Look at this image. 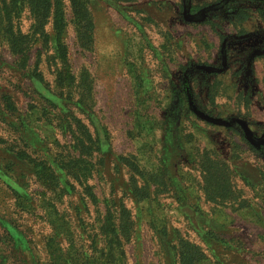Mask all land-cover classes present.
<instances>
[{
    "label": "rangeland",
    "instance_id": "1",
    "mask_svg": "<svg viewBox=\"0 0 264 264\" xmlns=\"http://www.w3.org/2000/svg\"><path fill=\"white\" fill-rule=\"evenodd\" d=\"M6 1L7 10H0V264H264V182L232 175L229 160L242 170L253 163L264 174V160L237 132L243 127L235 133L203 122L184 126L181 135L194 132V142L189 150H172L170 79L152 48L160 41L156 23L170 18L159 7L171 2L79 0L97 22L88 48L77 37L73 0H64L60 50L52 15L40 22L28 0ZM177 15V31L185 35L191 27ZM251 21L259 23L255 15ZM184 60L179 55L169 68ZM6 94L15 112L4 106ZM76 121L95 138L85 157L96 202L76 176L82 151ZM119 155L157 173L159 184L153 174L146 185ZM210 160L226 185L221 199L216 170L215 179L197 170ZM204 178L210 190L203 189ZM186 179L191 190L182 188Z\"/></svg>",
    "mask_w": 264,
    "mask_h": 264
},
{
    "label": "crops",
    "instance_id": "2",
    "mask_svg": "<svg viewBox=\"0 0 264 264\" xmlns=\"http://www.w3.org/2000/svg\"><path fill=\"white\" fill-rule=\"evenodd\" d=\"M195 1L189 0L185 7L172 5V0L163 1L165 4L171 2L159 7L170 13V18L156 23L160 27L157 33L160 41L152 46L163 63L165 76L170 79L166 120L171 127L172 150L180 152V147L189 150V144L194 142V132L185 130L184 139L182 127L198 126L203 122L239 132L256 152L255 158L264 160V21L251 10V16L240 23L233 16L236 11L229 12L226 3L231 0ZM107 8L120 10L114 5ZM180 12L185 26L191 27L181 36L177 31V14ZM254 15L259 23L252 24ZM94 25L95 44L97 22L94 21ZM179 55L185 56L184 64L179 66L178 63L175 70L170 69L169 62H178ZM237 128L243 131L236 132ZM185 159H191L190 153ZM229 160L234 168L230 165L232 175L249 184L255 180H260V184L264 182V174L253 167V163L242 170L235 160ZM209 164L202 163L197 170L211 174L213 167L214 174V167L218 166L211 160ZM163 167L157 172L163 171ZM190 168L196 169V164ZM185 182L182 188L191 190L192 183L189 184L188 179ZM202 183L203 189L210 190L206 178Z\"/></svg>",
    "mask_w": 264,
    "mask_h": 264
},
{
    "label": "trees",
    "instance_id": "3",
    "mask_svg": "<svg viewBox=\"0 0 264 264\" xmlns=\"http://www.w3.org/2000/svg\"><path fill=\"white\" fill-rule=\"evenodd\" d=\"M123 1H131V0H123ZM29 5L31 6V10L33 11L35 17L40 21L44 22L46 21L51 15L53 16V27L56 33V44L57 47L60 48V50H64L63 43H62V35L66 29V4L64 0H28ZM189 2V0H184V5H186ZM73 8H74V14H75V25H76V33L77 37L81 42V45L84 47H93L94 46V21L93 17L90 14V11L83 3H81L79 0H73ZM228 5V8L230 9L229 12H235L233 15L237 20L242 23L245 20H247L251 15L250 11L255 9V13H257L264 21V0H231L226 3ZM188 5V4H187ZM185 7V6H184ZM8 4L6 0H0V10L4 11L7 10ZM192 10H196V8H193ZM66 51L60 55V57L66 59ZM4 106L7 110L10 112L16 111L15 103L13 102V98L11 95L6 94L2 98ZM76 127L79 128L82 135H79L80 138L77 139L78 146L81 147L82 150L79 152V160H77L80 169H77V177L78 182L82 183L86 191L88 192L90 196V200L93 202L97 201L96 193L93 190V186L90 184V180L92 178V169L90 168V163L86 160L85 155L89 153L87 148V142H95V138L93 136V133L91 130L84 124V122L76 121ZM97 135V133H96ZM87 136V137H85ZM86 147V148H85ZM86 152V153H85ZM131 158L133 157H125L122 155H119L117 159H120V161L124 162L125 168H128L130 172L137 173L139 177L142 178L144 182H146V185L148 182L152 183L151 176L155 174L153 184H159L156 180L157 173L147 172L144 169H142L139 165H136ZM80 162V163H79ZM138 166V167H137ZM221 170V169H220ZM216 172L218 174V183L216 186L217 189V196L218 197H224L226 194V185L223 182V178L220 177L219 170L216 169ZM212 178L215 179V176H213V172L211 171ZM150 175V176H149ZM144 188V187H142ZM143 197L139 196V199H142ZM110 200H107V205H109ZM108 209V214H109ZM106 219H109V215ZM109 233V232H108ZM114 233V232H113ZM187 261L189 262L192 260V256L190 252H186L183 256H187ZM189 258V259H188ZM190 264H193V261L190 262Z\"/></svg>",
    "mask_w": 264,
    "mask_h": 264
}]
</instances>
